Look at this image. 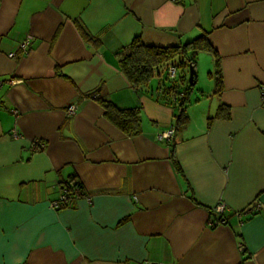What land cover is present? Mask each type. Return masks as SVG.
<instances>
[{"label":"crops","instance_id":"1","mask_svg":"<svg viewBox=\"0 0 264 264\" xmlns=\"http://www.w3.org/2000/svg\"><path fill=\"white\" fill-rule=\"evenodd\" d=\"M202 33L210 84L158 138L179 110L149 95L156 78L135 90L116 53ZM0 81V264H264V0H0ZM93 95L139 107L140 132Z\"/></svg>","mask_w":264,"mask_h":264},{"label":"trees","instance_id":"2","mask_svg":"<svg viewBox=\"0 0 264 264\" xmlns=\"http://www.w3.org/2000/svg\"><path fill=\"white\" fill-rule=\"evenodd\" d=\"M200 50H213L208 43L206 33H202L196 38L177 46L168 47L148 46L143 44L139 38H136L119 50L116 55L118 56L120 70L135 90H142L149 86L152 79H157V86L155 89L150 90L149 95L154 100L179 110L176 114L175 130L180 128L187 120L184 108L190 102L192 90V84L186 80L185 75L178 74V68L187 66L189 63L195 68V57ZM169 65L176 67L175 77L168 75L167 68ZM214 73H219L217 58L215 59ZM218 80L219 77L216 76L217 86L219 85ZM92 97L104 109L105 117L125 134L134 136L140 132L141 111L139 107L119 109L98 95ZM222 111L223 106L221 104L214 116H225ZM63 187L68 192L69 202L76 196L75 188L80 189L78 195L81 193V185L78 182L65 183Z\"/></svg>","mask_w":264,"mask_h":264},{"label":"built area","instance_id":"3","mask_svg":"<svg viewBox=\"0 0 264 264\" xmlns=\"http://www.w3.org/2000/svg\"><path fill=\"white\" fill-rule=\"evenodd\" d=\"M173 2H176V3H181L185 0H171ZM32 42V37L27 35L22 41H20L19 45H18V48L22 51V52H26L30 46ZM13 53H10V56L12 55ZM167 72H168V75L170 77H175L176 76V67L174 65H169L168 68H167ZM14 80H8L7 83H13ZM3 82L0 81V88L2 86ZM259 90H260V94H261V97H262V100H264V83H262L260 86H259ZM76 110V105H69L68 107V112L73 114ZM174 132V127L172 126L169 130L165 131V132H162L160 134H158V138H167V139H170L172 137V134ZM31 147L33 150H41L43 149L44 147V144L43 142L39 141V140H32L31 141ZM80 189L75 188V193H76V196L78 197V192H79ZM67 190L65 187H63L61 189V192L59 194V197L57 200L53 201L51 203V206L55 209H58L59 207H61L62 205H65V204H68L69 203V200L67 198ZM225 209V205L224 203L222 202H218L216 203V205L213 207V210L214 212H216L217 214H222L223 211ZM259 209V204H255L254 206H252L250 209H246V210H243L242 213H248V212H252V211H257ZM241 212L237 213V215L240 217L242 215ZM225 222V219H222V218H215L214 220L211 221V225H217V224H222ZM156 264H162V263H156Z\"/></svg>","mask_w":264,"mask_h":264},{"label":"rangeland","instance_id":"4","mask_svg":"<svg viewBox=\"0 0 264 264\" xmlns=\"http://www.w3.org/2000/svg\"><path fill=\"white\" fill-rule=\"evenodd\" d=\"M196 62V76L195 83L192 85L194 93H198L199 90H205L210 84L211 77L208 75V61L204 56L198 55L195 59ZM189 67L182 66L178 68V74H183L188 80Z\"/></svg>","mask_w":264,"mask_h":264},{"label":"water","instance_id":"5","mask_svg":"<svg viewBox=\"0 0 264 264\" xmlns=\"http://www.w3.org/2000/svg\"><path fill=\"white\" fill-rule=\"evenodd\" d=\"M188 67H189L188 82L193 85L195 82L194 78L196 76V70L190 63Z\"/></svg>","mask_w":264,"mask_h":264}]
</instances>
